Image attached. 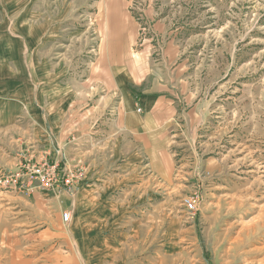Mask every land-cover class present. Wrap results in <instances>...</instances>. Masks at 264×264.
Segmentation results:
<instances>
[{
  "label": "rangeland",
  "instance_id": "374dc122",
  "mask_svg": "<svg viewBox=\"0 0 264 264\" xmlns=\"http://www.w3.org/2000/svg\"><path fill=\"white\" fill-rule=\"evenodd\" d=\"M111 1L0 0V20L16 28L17 98L40 112V96L61 89L69 102L79 90L82 107L102 100L87 82L103 65ZM126 1L136 24L129 55L156 66L174 42L192 114L172 133L177 175L161 182L159 205L139 207L136 227L123 220L114 231L140 232L123 264H264V0ZM153 19L165 23L163 36ZM29 29L34 41L25 40ZM22 115L17 103V127ZM18 138L0 134V172L22 161L28 144ZM195 192L191 214L183 202ZM35 203L0 189V264L18 263L16 251L72 255V227H58L56 210ZM49 229L62 237L42 236Z\"/></svg>",
  "mask_w": 264,
  "mask_h": 264
},
{
  "label": "crops",
  "instance_id": "0c3cea01",
  "mask_svg": "<svg viewBox=\"0 0 264 264\" xmlns=\"http://www.w3.org/2000/svg\"><path fill=\"white\" fill-rule=\"evenodd\" d=\"M125 3L112 0L106 6L109 29L103 65L87 82L89 90L101 88L104 96L87 107L81 106L79 90L77 101L72 94L71 102L64 89L53 98L40 96L41 112L28 98H17L16 28L0 20V134H18V141L28 144L21 150V160L29 152L39 151L55 160L64 150L70 162H86L83 182L75 195L62 202L43 192L26 195L47 212L55 209L52 221L58 227H72V255L63 258L54 251L33 259L32 250L23 255L16 251L18 263L8 264H123L121 254L131 251L125 250L130 246L139 247L140 232L121 229L114 236L117 225L128 220L136 227L142 212L139 207L159 205L161 182L177 175L172 133L182 128L181 118L188 120L192 114L186 103V83L179 78L183 69L174 55V42L167 43L165 57L156 66L147 67L145 61L140 65L129 55L136 24ZM153 12L147 14L152 16ZM153 21L155 31L163 36L165 23ZM24 35L25 40L37 39L30 29ZM17 103L24 113L18 127ZM63 212L71 213L69 223H64ZM41 234H48L53 241L62 237L50 229Z\"/></svg>",
  "mask_w": 264,
  "mask_h": 264
},
{
  "label": "built area",
  "instance_id": "2783aa9c",
  "mask_svg": "<svg viewBox=\"0 0 264 264\" xmlns=\"http://www.w3.org/2000/svg\"><path fill=\"white\" fill-rule=\"evenodd\" d=\"M28 154L15 169L0 172V189L9 193L34 195L38 192L55 195L64 201L78 191L86 172L85 162L78 160L69 166L64 150L58 159L50 160L44 151ZM200 203L198 192L184 199L183 205L188 213L195 214ZM64 223L71 221V213L63 212Z\"/></svg>",
  "mask_w": 264,
  "mask_h": 264
}]
</instances>
